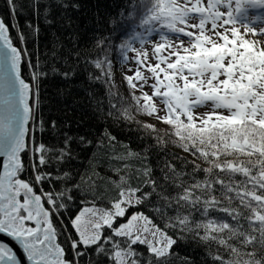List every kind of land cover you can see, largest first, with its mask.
I'll use <instances>...</instances> for the list:
<instances>
[{
    "label": "snow or ice",
    "instance_id": "1",
    "mask_svg": "<svg viewBox=\"0 0 264 264\" xmlns=\"http://www.w3.org/2000/svg\"><path fill=\"white\" fill-rule=\"evenodd\" d=\"M6 2L10 14L19 11L16 0ZM245 3L264 7V0H149L152 14L143 23L157 21L174 35L154 45L155 61L145 69L149 75L138 67L127 83L143 92L142 100L134 97L138 110L172 126L176 142L207 167L193 161L191 171L177 170L165 161L160 182L145 165L137 170L143 177L137 186L120 175L114 202L80 203L69 219L71 233L63 223L76 203L71 193H90L93 185L89 179L85 187L83 175L60 171L74 158L71 137L65 134L58 150L36 139L45 127L39 95L46 73L26 48L14 45L15 26L0 17V264H167L173 246L189 238L208 249L212 264H264V45L245 38L237 23L262 38L264 28L257 34L240 20ZM32 8L38 15L39 0H32ZM16 35L25 40L22 31ZM137 56L143 59L136 64L145 65L147 53ZM94 67L110 76L106 52L103 59L94 58ZM109 115L131 118L127 109L123 116ZM142 127L149 135L156 131ZM155 140L163 146L160 134ZM79 142L91 143L83 137ZM67 182L72 183L63 187ZM153 198L163 228L141 211L115 223Z\"/></svg>",
    "mask_w": 264,
    "mask_h": 264
},
{
    "label": "trees",
    "instance_id": "2",
    "mask_svg": "<svg viewBox=\"0 0 264 264\" xmlns=\"http://www.w3.org/2000/svg\"><path fill=\"white\" fill-rule=\"evenodd\" d=\"M63 4L68 7H63ZM73 4H78L79 8H73ZM148 4L149 0H39L38 15H34L32 0H16L19 11L11 14L6 0H0V17L6 24L10 22L15 26L11 29L14 44L26 48L32 62H38L46 73L40 81L39 95L45 127L42 133L35 134L36 139L58 150L64 147L65 134L71 137L70 148L74 158L61 164L60 171H69L77 178L83 175L85 187L89 179L93 185L90 193H71L76 197V203L63 219L69 233V219L77 213L80 203L108 207L114 202L120 175L127 174L128 183L137 186L143 180L137 170L145 165L151 167L152 175L160 182V167L165 161L171 162L177 170L191 171L193 161L207 167L176 142L178 138L174 136L172 126L164 124L155 115L148 116L142 109L138 110L134 97L140 96L142 100L143 92L139 87L133 89L127 83L128 76L122 73L127 60L125 57L128 58L127 39L151 33L154 28L174 35L167 28L160 30L164 27H158L156 21L147 25L143 23L152 14ZM244 7L242 17L247 20H254L255 13L264 10V7L247 6L246 3ZM237 27L241 28L245 38L256 39L244 33L242 25L237 24ZM20 31L25 37L23 42L16 35ZM105 52L112 65L110 76L94 67V58L103 59ZM65 73L69 74L68 78L63 75ZM123 109L130 113V119L109 115L120 111L123 116ZM143 125H152L156 131L149 135V130ZM157 134L162 136V147L156 143ZM108 135L115 137V141L109 142ZM81 137L91 143L82 146L79 142ZM129 152L133 155L129 156ZM145 152L146 157L135 155ZM117 156L126 158L116 159ZM23 158L27 162L28 156ZM199 176L203 178L204 174ZM71 183L62 186L69 187ZM154 204L153 198L143 205L129 208L128 215L118 218L115 223H122L130 214L141 211L163 228V221L153 210ZM138 248L145 256L148 255L143 246ZM207 252L208 249L195 240H180L173 246L167 264H186V261L190 264H212Z\"/></svg>",
    "mask_w": 264,
    "mask_h": 264
},
{
    "label": "rangeland",
    "instance_id": "3",
    "mask_svg": "<svg viewBox=\"0 0 264 264\" xmlns=\"http://www.w3.org/2000/svg\"><path fill=\"white\" fill-rule=\"evenodd\" d=\"M256 17H260L261 19L257 20H247L245 17H240V20L243 21L244 24H250L251 26L256 28L257 34L260 32L261 28H264V10L260 9L255 13V18ZM156 25L159 26H163L164 28L160 29V30H166V27L164 25H162L159 22H155ZM237 24L242 25L240 22H238ZM243 32L245 33L246 31L243 28ZM250 34V33H249ZM252 35V34H251ZM162 36H171L165 33H161L160 31L158 32L156 28H154V31H152L151 33H145L142 36H137V38H129L126 40V44L125 47L127 48V52H128V58L126 60V62L124 63V65L122 66V73L124 75L127 76H133L135 77V71L137 70V68L139 67V70L143 72L144 75H149V73L145 70L147 65L153 64L155 61V57L153 56V52H154V45L161 43V37ZM253 36V35H252ZM255 37L257 40L260 41L261 45H264V38L260 37L259 35L253 36ZM178 43V41H176ZM138 52H146L147 53V62L145 65L143 66H138L136 64V60L137 59H143V57H138L137 53ZM166 54V53H165ZM134 82L135 78H134ZM139 87V86H138ZM140 89V88H139ZM140 91H142L140 89ZM143 91H147L149 93V95L152 94L151 89H143ZM157 103V107L158 109L160 108V103L158 100H156ZM201 111H203V109H201Z\"/></svg>",
    "mask_w": 264,
    "mask_h": 264
},
{
    "label": "water",
    "instance_id": "4",
    "mask_svg": "<svg viewBox=\"0 0 264 264\" xmlns=\"http://www.w3.org/2000/svg\"><path fill=\"white\" fill-rule=\"evenodd\" d=\"M14 45H15V44H14ZM15 46H16V45H15ZM2 159H3V158H2V157H0V161H2ZM4 239H5V241H6V242H9V243H11V241H9V240H8V238H6V237H5Z\"/></svg>",
    "mask_w": 264,
    "mask_h": 264
}]
</instances>
